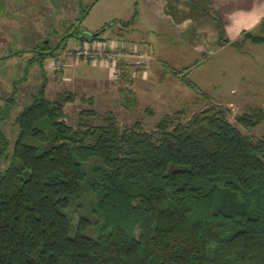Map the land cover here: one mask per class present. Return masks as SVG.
I'll return each instance as SVG.
<instances>
[{
    "label": "trees",
    "instance_id": "obj_1",
    "mask_svg": "<svg viewBox=\"0 0 264 264\" xmlns=\"http://www.w3.org/2000/svg\"><path fill=\"white\" fill-rule=\"evenodd\" d=\"M260 27L245 39L264 43ZM15 96L0 110V162L11 157L0 172V264H264V138L223 108L187 120L180 110L151 131L90 110L74 127L72 95L52 100L43 86L16 117L8 156L1 123ZM253 113L238 119L251 127L264 118Z\"/></svg>",
    "mask_w": 264,
    "mask_h": 264
},
{
    "label": "rangeland",
    "instance_id": "obj_2",
    "mask_svg": "<svg viewBox=\"0 0 264 264\" xmlns=\"http://www.w3.org/2000/svg\"><path fill=\"white\" fill-rule=\"evenodd\" d=\"M190 1L163 2L169 11L178 7L179 13L189 10ZM140 2L0 0V110L16 94L9 118L1 123L10 141L8 156L19 133L16 117L43 86L52 100L62 93L72 95L64 111L66 121L74 127H78L82 112L90 110L99 115L112 111L122 128L139 123L151 131L168 114L183 110V120H187L195 112L221 107L243 134L255 140L264 138V118L251 127L238 119L245 113L254 114L255 108L264 110V43L245 39L247 32L262 34V30H245L246 42H241V36L235 39L240 44L205 55L190 49L183 56L185 64L170 63L157 57L156 51L165 60H175L171 52L180 48L177 34L173 30L166 33L170 27L165 20L152 17L158 23H150ZM137 10H142L140 20L129 29L127 21ZM176 18L180 20V16ZM193 30L183 41L192 46L197 43ZM226 36L222 32L221 44ZM158 69L169 74V79L164 82L159 78ZM99 115L89 121L102 122ZM10 162L11 157L2 159L0 172ZM79 218L78 213L74 215L73 232Z\"/></svg>",
    "mask_w": 264,
    "mask_h": 264
},
{
    "label": "crops",
    "instance_id": "obj_3",
    "mask_svg": "<svg viewBox=\"0 0 264 264\" xmlns=\"http://www.w3.org/2000/svg\"><path fill=\"white\" fill-rule=\"evenodd\" d=\"M142 7L147 9L149 14L148 21L150 23H158L157 20L168 23L169 31L166 33H173L171 30L176 33L178 37V43L180 48L174 49L171 53L172 56H176L175 60H165L163 56L156 51L157 57H162L163 61L173 62V63H186L183 60V56H187V53L191 50H197L201 52L203 55L207 53L213 52L214 49H219L225 46L240 44L236 43L235 39L241 38V42H244L243 33L244 31H252V30H261V23L264 21V0H191L190 8L188 11L179 13L178 7L171 11L168 10V5L166 6L163 1L165 0H140ZM167 4L169 0H166ZM146 7H144V6ZM141 8V6H139ZM173 10V11H172ZM140 11L137 10L138 16L136 20L128 26L129 29L133 28L135 23L140 20ZM184 13V14H183ZM177 14V16H176ZM180 16V20L178 21L176 17ZM152 17H155L157 20H151ZM173 24H171L170 22ZM164 22V21H163ZM195 27V28H194ZM193 30V34H196L197 43L192 45H188L185 41L188 40V34L190 29ZM222 32L226 33V37L221 44L222 41ZM183 38V39H182ZM246 42V41H245ZM252 42V41H251ZM149 47L151 50V41L148 40ZM254 43V42H253ZM176 46V45H175ZM187 46V48H183ZM181 47L183 49H181ZM214 47V48H211ZM152 51V50H151ZM178 59V60H176ZM81 68L78 69V74L81 72ZM84 70V69H83ZM160 70L159 78L164 82L166 79H169V74L165 73L163 69ZM93 73V70H92ZM75 78H79V75L75 76ZM94 76L92 75V80Z\"/></svg>",
    "mask_w": 264,
    "mask_h": 264
},
{
    "label": "water",
    "instance_id": "obj_4",
    "mask_svg": "<svg viewBox=\"0 0 264 264\" xmlns=\"http://www.w3.org/2000/svg\"><path fill=\"white\" fill-rule=\"evenodd\" d=\"M48 42V41H47ZM60 44H58V46H59Z\"/></svg>",
    "mask_w": 264,
    "mask_h": 264
}]
</instances>
